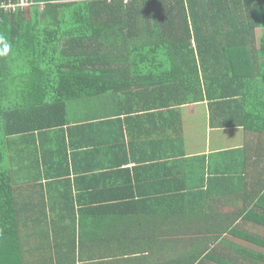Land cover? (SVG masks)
I'll use <instances>...</instances> for the list:
<instances>
[{"label": "crops", "instance_id": "obj_1", "mask_svg": "<svg viewBox=\"0 0 264 264\" xmlns=\"http://www.w3.org/2000/svg\"><path fill=\"white\" fill-rule=\"evenodd\" d=\"M261 67L234 126L222 124L227 106L213 122L208 102L161 107L145 75L114 78L54 118L31 111L40 127L10 138L16 217L8 233L0 221V264H202L229 217L264 208Z\"/></svg>", "mask_w": 264, "mask_h": 264}, {"label": "trees", "instance_id": "obj_2", "mask_svg": "<svg viewBox=\"0 0 264 264\" xmlns=\"http://www.w3.org/2000/svg\"><path fill=\"white\" fill-rule=\"evenodd\" d=\"M23 1L31 6L22 8ZM259 29L264 0H0V37L9 45L6 53L0 45L3 231L16 217L10 138L40 127L31 123L41 114L31 111L43 108L54 118L71 100L103 94L114 78L145 75L165 94L161 107L208 102L213 122L214 109L227 106L230 119L222 124L234 126L233 106L258 88ZM239 219L263 229L264 208L229 217L202 264H264V251L229 239L264 250V237L234 228Z\"/></svg>", "mask_w": 264, "mask_h": 264}, {"label": "rangeland", "instance_id": "obj_3", "mask_svg": "<svg viewBox=\"0 0 264 264\" xmlns=\"http://www.w3.org/2000/svg\"><path fill=\"white\" fill-rule=\"evenodd\" d=\"M29 6H31V4L27 3V1H23V2L21 3V7H22V8L28 9ZM5 8H6L7 10H12V9L17 8V6L6 5ZM18 8H19V7H18ZM258 36H259V39H261L262 37H264V29H259V30H258ZM247 231H249V230H247ZM249 232H252V233H254V234H257V235H259V236L264 237V228L262 229V228H259V227H254V229H253V230H250ZM229 239H231V238H229ZM242 242H243V241H242ZM243 243H244L245 245H247V246L252 247V249L259 250V251H264L263 249L259 248L258 246H253L252 244H249L248 242H243Z\"/></svg>", "mask_w": 264, "mask_h": 264}, {"label": "clouds", "instance_id": "obj_4", "mask_svg": "<svg viewBox=\"0 0 264 264\" xmlns=\"http://www.w3.org/2000/svg\"><path fill=\"white\" fill-rule=\"evenodd\" d=\"M0 45L3 46V51L6 53L9 50L8 43L3 39V37H0Z\"/></svg>", "mask_w": 264, "mask_h": 264}, {"label": "built area", "instance_id": "obj_5", "mask_svg": "<svg viewBox=\"0 0 264 264\" xmlns=\"http://www.w3.org/2000/svg\"><path fill=\"white\" fill-rule=\"evenodd\" d=\"M108 1H110V0H108Z\"/></svg>", "mask_w": 264, "mask_h": 264}]
</instances>
